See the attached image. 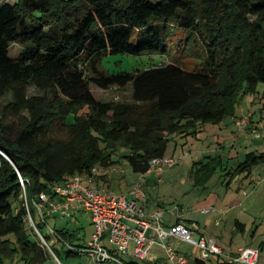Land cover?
I'll list each match as a JSON object with an SVG mask.
<instances>
[{"label": "trees", "instance_id": "16d2710c", "mask_svg": "<svg viewBox=\"0 0 264 264\" xmlns=\"http://www.w3.org/2000/svg\"><path fill=\"white\" fill-rule=\"evenodd\" d=\"M177 30L185 37L176 40ZM190 39L199 47L193 69L180 58L133 71L102 68L108 55L170 54L184 51ZM15 43L23 49L12 56ZM91 82L102 88L131 84L132 103L112 107L99 101ZM259 83H264V0L1 2L0 100L12 94L19 121L0 120V264L53 259L28 228L40 193L54 197V185L75 174L99 177L94 169L120 157L145 174L154 158L167 155L170 136H196L204 124L221 123ZM31 86L48 90L56 106L29 98ZM260 163L264 152L251 151L227 174L250 176ZM219 166L221 155L197 161L195 184L206 185ZM35 223L57 255L62 249L68 257L80 256L61 241L60 249L55 246L59 241L52 242L50 230L49 235L41 230L47 222ZM236 225L244 228L240 221ZM53 228L65 241L83 245L77 232Z\"/></svg>", "mask_w": 264, "mask_h": 264}, {"label": "rangeland", "instance_id": "374dc122", "mask_svg": "<svg viewBox=\"0 0 264 264\" xmlns=\"http://www.w3.org/2000/svg\"><path fill=\"white\" fill-rule=\"evenodd\" d=\"M9 1L13 2L16 0H0V3ZM176 34L175 39L179 40L185 37L186 32L177 30ZM192 41L190 39V46L189 44L186 45L184 51L176 48L170 54H147L142 56L108 55L103 59L102 68L111 71H133L135 69H145L153 65H161L180 58L181 63L187 68L193 69L196 63H198L199 47L195 41ZM22 49L23 47L20 44H12L11 55H19ZM178 55H181V57ZM90 87L99 101L110 104L112 107L132 103L131 84L125 87L111 86L109 88H102L91 82ZM28 96L29 98H35L40 104L43 103L49 108L56 106V97H53L48 90L31 86L28 90ZM240 99V107L245 109L244 115H249L251 125L257 127L255 132H250L249 137H247L248 130L245 129L241 131V139L237 141L235 139L231 140L218 131L219 125L206 123L203 125L199 135L197 134L195 137L183 134H173L170 136L167 154L176 158L177 163L174 167L166 168L161 174L154 168H151L145 174H138L143 176V189L147 195L149 206L161 209L164 212V219L171 212L176 215L181 213L186 217L197 219L202 224L203 230L208 234L221 230L225 232L228 236L227 238L234 236L237 243L255 246L264 241V165L262 163L257 165L252 175L247 180H244L243 185L240 184L239 175L232 178L227 173L236 166L238 151L241 152L239 160L242 161L245 159L247 152L255 150L259 152L264 151V83H259L254 93H243ZM24 115H27V113H24ZM0 120L5 122L12 120L19 121L18 117L14 116L13 97L10 92L0 100ZM170 121L171 118H166L165 124H169ZM233 130L237 131L238 128L234 127ZM258 133L261 138H256V134ZM219 143H222L224 146V149H221L222 151L218 149L220 148ZM232 143H235V146ZM126 151V148L118 149L114 154V158L119 159V153ZM216 155L223 156V166L218 167L216 174L207 185H196L192 174L196 168V162H207L212 156ZM227 165L230 168H227ZM97 173L99 177L101 176L102 180L97 181L99 179L98 175L94 176L95 179L92 185L98 184V187L108 189L115 194H129L131 187L133 188V185L136 183L135 181L138 180L128 162L121 157L117 163L110 166L100 165ZM214 196L218 198L216 203L211 202ZM242 198L244 201H255L257 204H260V207H257L258 209L255 210L251 207V203L245 209H243L244 205H231V201L234 199L240 200ZM205 208H213V210L203 213L202 209ZM239 217L248 223L249 228L245 234L241 231H236L235 220L239 219ZM255 217H258V224H260V232L256 237L252 236L254 229H250ZM35 220L37 223L40 222L37 216ZM46 221L50 227L76 231L86 239L90 238L93 230H95L91 214L83 209H79L70 217L64 218L60 214H57L47 217ZM217 221L221 225H216ZM27 222L32 239L37 238V232L31 222V218H28ZM41 230L45 235H49L48 226L42 227ZM193 238L197 239V235L194 234ZM40 240L43 243L41 238ZM173 245L176 246V243H173ZM55 246L60 249L62 245L57 243ZM177 246L182 252H187L191 255L195 254V247L187 242H181ZM154 251L157 257H166L164 250L160 246H156ZM58 257L62 264H99L87 259L84 255L68 257L67 253L62 249L58 252ZM120 258L127 264L132 260L143 263L148 262L138 260L128 254H120ZM48 263L56 264L53 259L49 260ZM7 264L12 263L7 261Z\"/></svg>", "mask_w": 264, "mask_h": 264}, {"label": "built area", "instance_id": "2783aa9c", "mask_svg": "<svg viewBox=\"0 0 264 264\" xmlns=\"http://www.w3.org/2000/svg\"><path fill=\"white\" fill-rule=\"evenodd\" d=\"M248 122L249 118L243 117L239 125L245 126ZM256 136L260 137V134ZM176 163L174 156L165 155L154 158L151 161V168L161 174L166 168L174 167ZM94 172L96 174L97 169H94ZM142 177L139 175L129 194H115L108 189L98 187V184L92 185L94 177L75 174L70 176L66 182L54 185V197L45 192L40 193L34 201L35 212L43 222H47V217L57 214L64 218L70 217L79 209L89 212L95 230L83 245H73L65 241L58 235L55 228L49 225L48 227L54 235L53 240L61 241L74 252L99 264H127L120 258V254L132 255L141 261H155L157 259L154 251L156 246L164 250L168 264H192L187 254L172 247L171 239L193 245L198 250L201 260H209L212 256H218L222 259L221 264H259L261 256L259 248L245 246L240 248L236 254H228L214 237L201 236L194 239V232L198 228L196 222L187 224L178 221L166 226L163 221L164 212L161 209L145 212L140 208V203L147 201ZM21 182L24 185L23 179ZM212 209L206 208L204 211L209 212ZM179 211L182 210L179 209ZM28 218H31L36 232L43 241L42 245L50 251L54 262L62 264L36 226L30 211Z\"/></svg>", "mask_w": 264, "mask_h": 264}, {"label": "crops", "instance_id": "0c3cea01", "mask_svg": "<svg viewBox=\"0 0 264 264\" xmlns=\"http://www.w3.org/2000/svg\"><path fill=\"white\" fill-rule=\"evenodd\" d=\"M244 111H245V109L242 107H240V104H237V106H236V113L234 114V115H232V116H229V117H227L226 119H224L221 123H219V124H217V125H219V128H218V131L219 132H221V134H223L224 136H227L229 139H231V140H234L235 139V141H237V140H239V139H241L240 138V136H242V132L241 131H244L245 129L246 130H248L247 131V137H249L250 136V132L252 131H256V129H257V127H255L254 125H251V122L249 121L248 122V124L247 125H245V126H241V125H239V121H240V119H242L243 117H247V118H249V119H251L250 118V116L248 115H244ZM231 127H232V130H231ZM234 127H237L238 128V130L237 131H235V130H233V128ZM201 131H202V129H201ZM200 131V132H201ZM199 132V133H200ZM199 133H198V135H199ZM188 136H192V135H188ZM197 136V135H196ZM195 137V136H194ZM233 138V139H232ZM256 138H261V137H258V136H256ZM220 144V148H218L219 150H221V149H224L223 147V145H222V143H219ZM232 145L233 146H235V143L233 144L232 143ZM225 147H229V146H225ZM222 151V150H221ZM256 151V150H255ZM225 152V151H224ZM251 152V151H250ZM257 153L259 152V151H256ZM261 152H264V151H261ZM248 153V152H247ZM226 154V153H225ZM168 155V154H167ZM171 156V155H170ZM222 156V155H221ZM237 160H238V162H237V164L239 163V162H241L242 160H239V157H241V152H237ZM222 158H223V156H222ZM224 163V162H223ZM236 164V165H237ZM230 165V164H229ZM229 165H227V168H230V166ZM264 165V164H263ZM235 167V166H234ZM233 167V168H234ZM257 167V166H256ZM255 167V168H256ZM225 168V167H224ZM254 168V169H255ZM254 171V170H253ZM253 173V172H252ZM136 174V179H138L139 178V174L138 173H135ZM252 175V174H251ZM250 175V176H251ZM137 176H138V178H137ZM250 176H247V175H245V174H241V175H239V177H240V180H241V185H243V183H244V180H247ZM237 177V176H236ZM213 178V177H212ZM107 179H108V177H107ZM102 180V179H101ZM137 181V180H136ZM135 181V182H136ZM208 184V183H207ZM206 184V185H207ZM134 186V185H133ZM131 190H132V187H131ZM131 192V191H130ZM129 192V193H130ZM217 200H218V198L217 197H215L214 196V198L211 200V202L212 203H216L217 202ZM249 203H251V207L253 208V209H258L259 207H260V204L258 203L257 204V202H255V201H249V200H247V201H244L243 200V198L242 199H234L233 201H231V205H244L243 206V209H245V208H247V206L249 207L250 205H249ZM246 205V206H245ZM212 206H214V205H212ZM258 207V208H257ZM140 208L141 209H143L145 212H151V211H154V210H156V209H158L157 207H156V209L155 208H151L150 206H149V204H148V201H146V202H141L140 203ZM206 209V208H205ZM213 210V209H212ZM211 210V211H212ZM249 210V209H248ZM250 211V210H249ZM182 212V211H181ZM202 212L203 213H206L205 211H204V209H202ZM242 212H244V211H242ZM254 212V211H253ZM258 214V213H257ZM166 217V219H164L163 218V221H164V224L166 225V226H169V225H171V224H174V223H176V222H178V221H182V222H184V223H187V224H191V223H193V222H196L197 224H198V228L195 230V232H194V234L195 235H197V238H199V237H201V236H205V237H214V238H216L217 239V241H218V243L226 250V252L228 253V254H236L239 250H240V248H242V247H245V246H252V245H246V244H240V243H237L236 241H235V237L234 236H232V237H230V238H227L228 236L225 234V232H223V231H219V232H212V234H208L206 231H204L203 230V228H202V224L197 220V219H194V218H191V217H186L185 215H183V214H181V213H178V215H176V214H173L172 212L170 213V214H168V215H166L165 216ZM237 221H240V222H242V223H244V228L243 229H238V226L236 225V222ZM216 225H221V223L219 222V221H217L216 222ZM259 225L260 224H258V217H255L254 219H253V221H252V225H251V228L250 229H254V231H253V234H252V236H255L256 237V235L260 232V229H259ZM206 226V225H205ZM235 228H236V231L238 230V231H241L243 234H245L246 233V231L248 230V228H249V226H248V223H246V222H244L240 217H239V219H236L235 220ZM66 230H68L69 231V229H66ZM94 231V230H93ZM71 232V231H70ZM76 232V231H75ZM93 233V232H92ZM78 235H77V237L79 238V241L77 242L78 244L79 243H81V244H84L86 241H88L90 238H83L81 235H80V233L78 232L77 233ZM83 238V239H82ZM171 240H172V242H171ZM170 240V243H171V245H172V247L173 248H175L176 250H178V251H180L179 249H178V246L177 245H179L181 242H179V241H177V240H174V239H171ZM56 240H53L52 242H55ZM106 242V244H108V240H106L105 241ZM59 244H60V242H58ZM173 243H176V246L175 245H173ZM252 247H256V248H259L260 250H261V256H260V261H259V264H264V241H262V242H260V243H258V245H255V246H252ZM180 252H182V251H180ZM183 253H185V252H183ZM185 254H187L188 255V257L190 258V260H191V262H192V264H210V262H211V264H221V262H222V259L221 258H219L218 256H212L211 257V259H209V260H201L200 259V257H199V252H198V250L195 248V254H193V255H191V254H188L187 252L185 253ZM197 259L198 260H201V262H198V263H196V261H197ZM156 262H158L159 264H168V261H167V259H166V257H164V256H161V257H157V259L155 260ZM155 261H148V262H155ZM140 263H142L143 264V262H140ZM105 264V263H104Z\"/></svg>", "mask_w": 264, "mask_h": 264}]
</instances>
